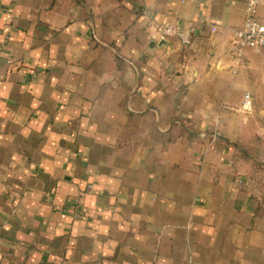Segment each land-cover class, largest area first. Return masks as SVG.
I'll use <instances>...</instances> for the list:
<instances>
[{
	"label": "crops",
	"instance_id": "0c3cea01",
	"mask_svg": "<svg viewBox=\"0 0 264 264\" xmlns=\"http://www.w3.org/2000/svg\"><path fill=\"white\" fill-rule=\"evenodd\" d=\"M244 10L0 0V264H264V48L237 56ZM164 22L197 32L182 46Z\"/></svg>",
	"mask_w": 264,
	"mask_h": 264
},
{
	"label": "built area",
	"instance_id": "2783aa9c",
	"mask_svg": "<svg viewBox=\"0 0 264 264\" xmlns=\"http://www.w3.org/2000/svg\"><path fill=\"white\" fill-rule=\"evenodd\" d=\"M264 0H245V10L241 26L233 31L232 45L238 57L245 49L259 52L264 48ZM160 35L163 38H175L182 46H188L197 32V27L189 23L182 28L173 22H164L160 25ZM242 105L245 110L251 108V97L249 92H244Z\"/></svg>",
	"mask_w": 264,
	"mask_h": 264
}]
</instances>
